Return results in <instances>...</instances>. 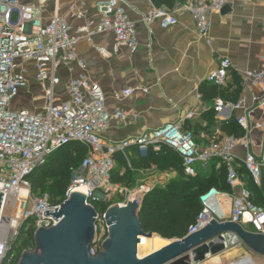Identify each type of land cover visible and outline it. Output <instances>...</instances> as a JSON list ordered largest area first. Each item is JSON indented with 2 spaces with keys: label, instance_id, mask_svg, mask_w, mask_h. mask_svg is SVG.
I'll use <instances>...</instances> for the list:
<instances>
[{
  "label": "built area",
  "instance_id": "obj_1",
  "mask_svg": "<svg viewBox=\"0 0 264 264\" xmlns=\"http://www.w3.org/2000/svg\"><path fill=\"white\" fill-rule=\"evenodd\" d=\"M226 3L227 0H174L171 9L153 6L142 16V20L148 26L156 24L162 29H169L178 24L179 15L187 13L197 35L210 44L212 17L219 14ZM46 6L47 0H38L37 6L23 4L21 0H0V264H18L26 251L17 257L12 245L21 231L31 230L34 233L39 228L55 226L57 221L43 216V213L54 209L57 213L60 205L70 199L77 187L86 188V204L90 206V201L111 203L118 191V186L111 180L115 166L113 155L120 154L130 167L128 150L132 148L141 155L147 152L156 155L174 153L181 160L184 176L190 178L197 175V165L206 167L215 160L225 165L226 184L230 191L237 193L210 189L202 195L201 211L188 228L187 235L210 224L211 219L229 221L248 232L264 236V203L259 206L252 202L249 191L235 169V163L239 161L236 149L241 145L246 154L240 163L254 186H261L264 171V119L251 123L249 118L257 109L264 108V68L248 69L240 74L242 86L258 88L260 91L259 96H251L250 107H245L242 100H215L216 114L224 110L240 112L235 120L244 133L240 139L225 136L200 148L192 134L183 129V123L195 117L191 111L182 120L145 130L137 137L108 142L106 134L112 123H125L127 116L118 109L108 110L106 95L92 81L86 63L77 56L75 50L81 41L91 43L94 36L112 34L111 50L95 49L101 58L108 60L123 47L136 53L139 45L135 24L123 0H107L97 4L92 17H87L86 12L73 6L65 15H54L44 23L41 15ZM69 19L82 22L74 33ZM233 68L231 61L225 58L206 77L205 82L221 88ZM63 71L69 74L65 81L60 75ZM31 75L32 82L39 90L40 106L34 111L23 108L11 110V102L20 92L29 90ZM60 89L66 92V100L59 99ZM135 91L148 92L139 87L126 88L115 92L112 97L115 100L127 99ZM197 99H200V95ZM254 132L262 134L257 153L249 151L250 138ZM71 144L83 146L86 152L71 174L62 201L52 204L46 193L33 195L28 177L49 156ZM149 192V188L140 185L117 206H125L128 202L141 205ZM225 203L230 204L227 219L226 215L220 213V206ZM104 217L105 212H96L95 235L89 249L91 257L103 251L102 244L108 236ZM28 222L32 224L27 226ZM240 245L237 242L232 248Z\"/></svg>",
  "mask_w": 264,
  "mask_h": 264
},
{
  "label": "crops",
  "instance_id": "obj_2",
  "mask_svg": "<svg viewBox=\"0 0 264 264\" xmlns=\"http://www.w3.org/2000/svg\"><path fill=\"white\" fill-rule=\"evenodd\" d=\"M105 1L107 0H47V6L41 15L42 21L46 23L54 15L63 16L73 6L86 12L87 17H92L97 4ZM123 1L137 30L139 50L131 53L123 47L116 56L108 60L101 58L95 49L111 50L112 34L94 36L91 43L81 41L75 50L77 56L86 63L92 81L106 95L108 110L118 109L127 116L125 123H112L106 140L120 142L137 137L145 130L182 120L191 111L195 113V117L186 120L183 126L185 124L190 128L200 148H205L212 140L225 137L223 126L235 121L240 112L224 110L216 114L215 100L221 98L232 101L233 92L238 89L236 101L242 100L245 107H250L251 96L260 95L258 88L242 86L240 74L244 70L264 68V0H227L226 6L230 7V12H220L212 17L210 44L197 35L194 23L187 13L179 15L176 26L162 29L156 24L148 26L142 20V16L153 7L150 0ZM21 2L38 5V0ZM69 23L74 33L82 22L69 19ZM225 58L231 61L234 68L228 72L226 83L220 89L223 97L197 99L200 95L199 87ZM74 73H77L76 69ZM60 75L63 81L69 76L65 71ZM30 80L32 82V75ZM31 85L35 86L38 93L35 103L40 104L39 90L33 82ZM137 87L147 89L148 92L135 91L131 97L120 100L112 97L115 92ZM58 94L59 99L66 100L64 89H60ZM263 119L264 108H259L250 116L249 121L255 123ZM261 137V132L252 134L249 151L258 152ZM137 153L134 148L128 150L129 156ZM245 154L242 146H238L236 155L239 162ZM209 165H197V173L208 175ZM219 167L220 164L217 163L214 170ZM239 168L240 166L236 167L237 171ZM256 189L259 192L258 202L264 203V171L262 184ZM229 209V203L220 206V213L226 215L225 219L228 218ZM243 259H250L253 264H264V258L253 254L242 244L221 255L208 258L202 264H233L232 262Z\"/></svg>",
  "mask_w": 264,
  "mask_h": 264
},
{
  "label": "water",
  "instance_id": "obj_3",
  "mask_svg": "<svg viewBox=\"0 0 264 264\" xmlns=\"http://www.w3.org/2000/svg\"><path fill=\"white\" fill-rule=\"evenodd\" d=\"M229 12V6L221 10V14ZM1 201L2 194L0 208ZM86 202L87 196L74 192L57 213L56 209L45 211L43 216L53 218L57 224L33 233L35 250L23 253L18 264H202L237 242L264 258V236L229 221L210 219V224L180 240L161 241L142 230L138 220L140 205L136 202L105 211L108 236L102 244L103 251L91 257L96 211Z\"/></svg>",
  "mask_w": 264,
  "mask_h": 264
},
{
  "label": "trees",
  "instance_id": "obj_4",
  "mask_svg": "<svg viewBox=\"0 0 264 264\" xmlns=\"http://www.w3.org/2000/svg\"><path fill=\"white\" fill-rule=\"evenodd\" d=\"M150 1L157 8L166 6L171 9L174 6L173 0ZM220 89L205 82L199 87V94L203 100L223 97ZM238 94L239 90L237 89V91L233 92L234 97L231 102H236ZM225 101L230 100L226 99ZM183 129L190 132V128L185 124ZM222 132L226 136H233L237 139L242 138L244 134L235 121L225 124ZM71 145V148L67 146L57 150L48 157L40 168L28 177L33 195L46 193L52 204L62 201L64 192L70 184L71 174L85 157L86 152L81 145ZM113 159L115 166L111 173V180L113 184L118 186L123 184L126 179L127 165L120 154L113 155ZM129 160L131 166L135 168L148 169L158 160L175 168L173 182L164 188H155L146 194L138 213V220L142 230L164 240H180L187 235L188 228L195 222L197 215L201 211L200 197L210 189L230 192L226 184V167L216 160L209 165L208 175L197 173L192 178L184 176L181 160L172 152H165L160 155L152 152H147L144 155L137 153L130 155ZM217 163L220 164V167L214 170ZM237 166H240L239 171L236 169ZM235 169L240 180L247 187L252 202L261 206L263 203L258 202L259 192L244 166L237 161ZM89 203L100 214H103L111 205V203L102 204L93 201ZM12 250L17 257H20L25 251L33 252L35 250L33 232L31 230L27 232L21 231L12 245Z\"/></svg>",
  "mask_w": 264,
  "mask_h": 264
},
{
  "label": "rangeland",
  "instance_id": "obj_5",
  "mask_svg": "<svg viewBox=\"0 0 264 264\" xmlns=\"http://www.w3.org/2000/svg\"><path fill=\"white\" fill-rule=\"evenodd\" d=\"M15 19V16H14ZM29 70L31 71L32 67L29 65ZM38 97L37 89L34 85H31L28 91H21L17 98L11 102L10 109L15 110L17 108H23L30 111H34L38 106V103H35V99ZM69 148L72 145L68 146ZM175 168H172L164 162L155 161L148 169L135 168L131 166L126 169V179L123 184L118 185V191L115 193L114 198L111 201V205L115 206L118 203L122 202L128 193H130L135 188L140 185H145L151 190L155 188H164L175 178ZM103 204V203H102ZM32 222H28L27 226L31 225ZM26 226V227H27ZM171 241V240H170ZM241 260H238L237 263ZM227 264V263H222Z\"/></svg>",
  "mask_w": 264,
  "mask_h": 264
},
{
  "label": "bare ground",
  "instance_id": "obj_6",
  "mask_svg": "<svg viewBox=\"0 0 264 264\" xmlns=\"http://www.w3.org/2000/svg\"><path fill=\"white\" fill-rule=\"evenodd\" d=\"M75 192L76 193H79V194H82V195H85L87 194V191H86V188L84 186H80V187H77L75 189ZM22 194V193H21ZM123 207V206H122ZM234 264H253L251 260L249 259H246L245 261H242V262H238V263H234ZM259 264V263H258Z\"/></svg>",
  "mask_w": 264,
  "mask_h": 264
}]
</instances>
